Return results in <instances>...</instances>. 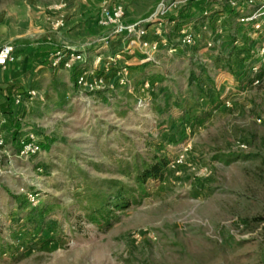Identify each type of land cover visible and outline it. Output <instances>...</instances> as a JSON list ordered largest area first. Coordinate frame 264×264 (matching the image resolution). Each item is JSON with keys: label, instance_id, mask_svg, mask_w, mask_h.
I'll return each mask as SVG.
<instances>
[{"label": "rangeland", "instance_id": "1", "mask_svg": "<svg viewBox=\"0 0 264 264\" xmlns=\"http://www.w3.org/2000/svg\"><path fill=\"white\" fill-rule=\"evenodd\" d=\"M15 1L31 0H0V7ZM159 1L127 10L145 19ZM225 17L213 48L197 25L196 42L181 48L180 59L159 48L158 62L141 64L131 87L115 86L112 95L78 89L72 73L62 94L42 85L54 102L34 100L35 112L17 124L18 140L3 132L0 264H264V71L259 85H250L253 36L236 15ZM137 52L131 58L145 57ZM20 127L35 132L41 151L25 160L11 156L8 164L5 152L14 155L26 133ZM154 153L170 164L162 180L147 182L149 196L139 205L114 214L110 226L68 216L85 177L130 183L117 162Z\"/></svg>", "mask_w": 264, "mask_h": 264}, {"label": "crops", "instance_id": "2", "mask_svg": "<svg viewBox=\"0 0 264 264\" xmlns=\"http://www.w3.org/2000/svg\"><path fill=\"white\" fill-rule=\"evenodd\" d=\"M146 1L147 0H57L56 2L49 3L50 0H31L30 2L15 1L0 7V46L8 44L13 47V60L9 62L4 69H0V126L2 131L13 139L10 132L15 128L19 131V125L17 124L24 121L23 119L26 117V114L35 112V105H33L35 102L34 100L45 99L46 102L44 104L46 105L54 102L55 99H53L51 95L48 93V95L46 93H41L40 89L42 85L45 84V90H60V93H63L66 87L70 86V83L68 84V80L66 79V74L72 73L75 79V71L60 72L49 66L48 60L51 52L62 46H71L85 54L86 66L91 65V60L96 55L95 48L98 47L97 40L108 32V29L101 28L96 23V16L103 4L120 2L124 7L126 4L125 20L127 22H134L140 19V17H136L134 14L129 13L127 5ZM177 10H180V12L184 11L183 13L188 14L189 17L187 16L186 19L176 17L178 14ZM177 10L174 12V17L170 19V22L166 20L162 27V35L167 42H173L174 40L177 42V26L183 21L190 20H195L192 25L193 30L194 27L198 25V30L201 28L205 32V39H207V37H211L210 40L218 38L214 36V20L218 18L220 13H214L208 20L202 21L196 20L199 15L195 13L192 8L187 7V5L181 4ZM224 16L227 15L224 14ZM61 18L64 19V27L56 31L52 28L51 21ZM167 25L174 30L176 34L175 39L171 38V34L166 35ZM238 31L239 29L237 28L236 33ZM194 32L196 31L194 30ZM201 35L202 34L198 35V37ZM152 36L148 33V39L151 41L161 39V37H158L154 33ZM125 46L126 43L123 39L114 37L112 42V55L116 53L119 54L118 64H127L129 68H131L133 64L138 66L135 70L130 69L133 81V78L136 77V73H138V71L142 72L145 67L144 65H147V63L143 61L144 58L139 60L135 57L131 58L133 54H138L137 49L141 48L127 51ZM161 47L162 45H160V48ZM170 47L172 46L170 45ZM175 47V52H169L166 48H162L165 49L167 53L169 52L177 59H180L181 47L178 45H175ZM90 49L95 50L91 53ZM191 56H193V54ZM105 61L106 60L103 59L101 63L96 66L98 70L101 69ZM157 62L158 61H156V63ZM94 66L95 65H93V67ZM152 73L153 71L149 70L147 75ZM112 75L113 73L109 75V79L114 80ZM143 78L146 80V77ZM61 94L60 99L62 97ZM95 94L103 96H105V94H107V96L112 95L110 91L107 90L99 91ZM26 95L28 96L26 97ZM16 99H19L18 103H16ZM22 125L23 123H21V126ZM27 128L29 129V127ZM20 129L23 131L27 130L21 127ZM7 139L8 137L5 141Z\"/></svg>", "mask_w": 264, "mask_h": 264}, {"label": "built area", "instance_id": "3", "mask_svg": "<svg viewBox=\"0 0 264 264\" xmlns=\"http://www.w3.org/2000/svg\"><path fill=\"white\" fill-rule=\"evenodd\" d=\"M189 2H203L202 10L196 20L206 21L212 14L220 13L214 20V36L217 39L209 40L205 44L206 48H213L225 34V25L222 23L224 14L231 12L237 16V22L249 30L252 37L251 46L248 47L249 55L248 81L250 85L258 86L262 73L264 71V0H160L153 12L145 19H138L134 22L125 20V7L120 2L112 4H103L96 16V23L99 27L108 29V32L97 40L96 55L93 58V64L86 66V56L82 51L71 46H62L49 55V66L55 70L75 71V86L83 91L97 93L99 91H111L115 86L131 87L132 75L127 64H118L119 54L112 55V42L114 37H120L126 43V50L132 51L135 48H141L146 51L144 62L155 63L153 54H155L160 45L169 52H175L176 47H170L167 40L163 38V25L166 18L182 5ZM195 20L183 21L177 26V45L181 48L191 47L196 42V35L193 30ZM150 24V25H149ZM51 26L58 31L64 27V19L51 21ZM153 28V33L161 39L151 41L148 39L149 28ZM236 36V35H235ZM239 40L234 39L232 46H237ZM105 59L101 69L97 65ZM13 60V47L8 44L0 46V69ZM93 65H95L93 67ZM112 75L114 80L109 79ZM148 80L143 81L142 89L148 88ZM19 99H16V103ZM227 104V102H226ZM20 146L14 155L5 152L8 157V164L12 161L10 157L18 159H28L37 155L41 151V142L32 130H26L23 138L19 141ZM4 145L3 131L0 126V146ZM183 157L179 156L174 163H180ZM173 163V162H172ZM171 163V164H172ZM172 166V165H171ZM28 201H33L35 196L31 193H25Z\"/></svg>", "mask_w": 264, "mask_h": 264}, {"label": "trees", "instance_id": "4", "mask_svg": "<svg viewBox=\"0 0 264 264\" xmlns=\"http://www.w3.org/2000/svg\"><path fill=\"white\" fill-rule=\"evenodd\" d=\"M203 4L189 2L187 7L200 15ZM10 134L13 140H18L17 128ZM169 164L170 160L165 155L154 153L144 157L136 154L132 162L122 160L117 162V172L127 177L130 183L118 179L88 181L85 177L84 181L76 186L68 211V214H72L68 216H72L76 222L110 226L114 214L139 205L149 196L147 182L162 180Z\"/></svg>", "mask_w": 264, "mask_h": 264}]
</instances>
